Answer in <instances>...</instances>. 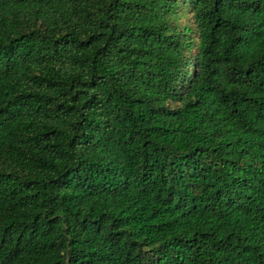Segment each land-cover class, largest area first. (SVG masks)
Listing matches in <instances>:
<instances>
[{"label": "trees", "instance_id": "1", "mask_svg": "<svg viewBox=\"0 0 264 264\" xmlns=\"http://www.w3.org/2000/svg\"><path fill=\"white\" fill-rule=\"evenodd\" d=\"M0 264H264V0H0Z\"/></svg>", "mask_w": 264, "mask_h": 264}]
</instances>
